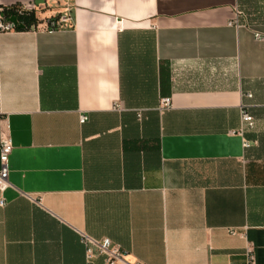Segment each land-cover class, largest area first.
<instances>
[{
	"label": "crops",
	"instance_id": "1",
	"mask_svg": "<svg viewBox=\"0 0 264 264\" xmlns=\"http://www.w3.org/2000/svg\"><path fill=\"white\" fill-rule=\"evenodd\" d=\"M37 1L0 0L36 18L0 31V264H264V0Z\"/></svg>",
	"mask_w": 264,
	"mask_h": 264
},
{
	"label": "built area",
	"instance_id": "2",
	"mask_svg": "<svg viewBox=\"0 0 264 264\" xmlns=\"http://www.w3.org/2000/svg\"><path fill=\"white\" fill-rule=\"evenodd\" d=\"M33 7L23 6L20 7V12L32 11ZM239 12H236V16L233 20L228 22L229 27L240 28L243 24L238 20ZM71 22L70 15L64 12L58 19L52 18L47 21V30L53 32L54 30L66 26ZM16 26L10 22H5L2 15V8H0V31H11L15 30ZM255 39L264 41V37L259 34L254 35ZM172 106L171 99L169 97L161 98L158 110L164 111L170 109ZM120 108L119 106L116 109ZM138 117H140L138 115ZM87 118L85 116L79 117L81 124L85 123ZM253 125V118L246 110H241V129L242 132L244 127H251ZM248 142H243V147H248ZM13 150L12 139L8 123L3 120L0 127V193L2 194L9 186L8 174H9V159ZM35 201L34 199L30 198ZM5 206V201L0 198V207ZM230 234L235 235V231H230ZM80 243L85 249V263L93 264V260L96 256H103L106 264H140L137 262H127L123 253L116 247L112 246V243L107 238L96 239L86 234H80ZM245 264H256L255 256L253 253L252 246H247L244 252Z\"/></svg>",
	"mask_w": 264,
	"mask_h": 264
},
{
	"label": "trees",
	"instance_id": "3",
	"mask_svg": "<svg viewBox=\"0 0 264 264\" xmlns=\"http://www.w3.org/2000/svg\"><path fill=\"white\" fill-rule=\"evenodd\" d=\"M20 7L2 8V15L5 22L11 17H16L18 24L23 26L22 29L15 28L16 30H28L36 25V18L32 12H20Z\"/></svg>",
	"mask_w": 264,
	"mask_h": 264
},
{
	"label": "water",
	"instance_id": "4",
	"mask_svg": "<svg viewBox=\"0 0 264 264\" xmlns=\"http://www.w3.org/2000/svg\"><path fill=\"white\" fill-rule=\"evenodd\" d=\"M43 0H38L37 3H43ZM8 22L12 23L15 25L17 28L22 29L23 26L21 24H18L16 17H11L8 19Z\"/></svg>",
	"mask_w": 264,
	"mask_h": 264
}]
</instances>
